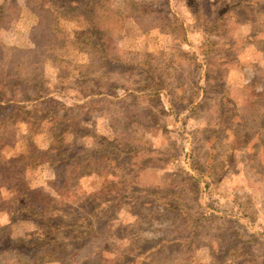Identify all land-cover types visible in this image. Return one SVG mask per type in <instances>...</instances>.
Here are the masks:
<instances>
[{"label":"rangeland","instance_id":"374dc122","mask_svg":"<svg viewBox=\"0 0 264 264\" xmlns=\"http://www.w3.org/2000/svg\"><path fill=\"white\" fill-rule=\"evenodd\" d=\"M39 93L0 100L45 197L0 214V264H264V0H0V96Z\"/></svg>","mask_w":264,"mask_h":264},{"label":"trees","instance_id":"16d2710c","mask_svg":"<svg viewBox=\"0 0 264 264\" xmlns=\"http://www.w3.org/2000/svg\"><path fill=\"white\" fill-rule=\"evenodd\" d=\"M137 6L138 5L134 4L132 8L137 7ZM43 9H45V8H43ZM46 9H47V11L50 10V8H46ZM117 11L120 12L122 10H117ZM140 13H141V11H140ZM13 50H15L14 53H16V49H13ZM111 60H112V62L113 61L119 62L121 59L118 57H113V58H111ZM16 78H17V81H19V83H15V85H13L12 88H15V90H17V91H21L20 86L22 83L21 82L22 78H19V77H16ZM115 87H117V86H115ZM43 96L44 95H42L40 93L36 94L35 96H28V97H21V98H15V97L10 98L9 96L6 95V96H0L1 97L0 100L6 99L7 103L13 108L14 111L16 110L18 113H25V112H32V110L34 108L38 107V104H39L38 101H40V99H42ZM46 99H50V98H46ZM24 102H27V104L26 105L22 104ZM29 107H32V108L29 109ZM51 112L56 114V111L54 109L51 110ZM12 115H14V113L10 114V116H12ZM31 147H34V146H31ZM34 149L36 150L37 148L34 147ZM39 152L41 154H43V153H48L49 150L48 151L39 150ZM31 157L33 158L34 155ZM25 158H26V155H21L19 157H13V158L6 159V157H4L2 154H0V160H2L0 162V164H3V166H1V168H0V172L2 174V179L6 180V181H9V179H16V180L20 181V183L17 184L18 185L17 190L20 193L18 195H16L15 197H12L10 199H3L1 197L2 195H1V190H0V201H1V205H2V207H0V214H2L4 212L11 213L10 212L11 207L9 206V204L12 202H17L18 204L21 203L20 206L21 205L24 206L23 208L25 211H29L31 213V215H33L34 212L31 210V208H32L31 205L33 203V199L34 200L40 199L42 201L45 199V197L42 195L41 191L34 190L27 184V182H26V165L24 166V162H23V166H21V168H17L18 163L23 161ZM6 184H8V183L4 182V184H2L0 186V188H2L4 186H8ZM46 198H48V197H46ZM36 215H37V219H40L38 217V214H36ZM39 222H41L42 224H45L46 226L49 227L48 230L46 232H44V233H47V235H50L52 230H57L59 228L58 225L51 223L50 219H47L46 221L40 220ZM39 230L42 231L41 228ZM37 234H38V232H35L34 234H29V235L21 238L19 240V242H22L23 244H19V246H24V244H27L29 246V243H26L27 240H30L33 236H35ZM9 240L13 241V239L10 236H9ZM38 240H40V239L38 238ZM28 246H26V247H28ZM32 246L33 247L37 246V243H33ZM38 259H41V261H42L41 264H43L45 262L44 261L45 258L43 256H42V258H38ZM38 262L40 263L39 260H37L36 263H38Z\"/></svg>","mask_w":264,"mask_h":264}]
</instances>
